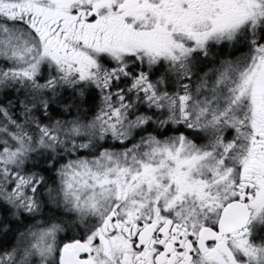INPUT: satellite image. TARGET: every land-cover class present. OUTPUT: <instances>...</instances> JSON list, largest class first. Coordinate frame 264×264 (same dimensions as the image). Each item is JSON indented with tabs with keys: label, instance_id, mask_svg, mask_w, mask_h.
Listing matches in <instances>:
<instances>
[{
	"label": "snow or ice",
	"instance_id": "1",
	"mask_svg": "<svg viewBox=\"0 0 264 264\" xmlns=\"http://www.w3.org/2000/svg\"><path fill=\"white\" fill-rule=\"evenodd\" d=\"M0 264H264V0H0Z\"/></svg>",
	"mask_w": 264,
	"mask_h": 264
}]
</instances>
